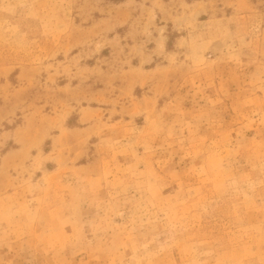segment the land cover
Wrapping results in <instances>:
<instances>
[{
	"label": "rangeland",
	"instance_id": "374dc122",
	"mask_svg": "<svg viewBox=\"0 0 264 264\" xmlns=\"http://www.w3.org/2000/svg\"><path fill=\"white\" fill-rule=\"evenodd\" d=\"M0 264H264V0H0Z\"/></svg>",
	"mask_w": 264,
	"mask_h": 264
}]
</instances>
